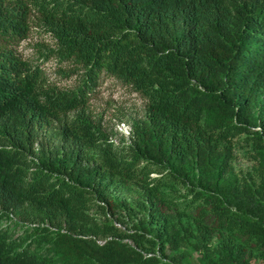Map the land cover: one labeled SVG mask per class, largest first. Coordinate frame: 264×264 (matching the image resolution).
I'll return each instance as SVG.
<instances>
[{"label":"trees","instance_id":"1","mask_svg":"<svg viewBox=\"0 0 264 264\" xmlns=\"http://www.w3.org/2000/svg\"><path fill=\"white\" fill-rule=\"evenodd\" d=\"M31 21L74 88L15 53ZM102 73L146 100L125 149ZM2 217L0 264H264V0H0Z\"/></svg>","mask_w":264,"mask_h":264},{"label":"rangeland","instance_id":"2","mask_svg":"<svg viewBox=\"0 0 264 264\" xmlns=\"http://www.w3.org/2000/svg\"><path fill=\"white\" fill-rule=\"evenodd\" d=\"M53 47V39L50 34L34 24L33 21H31L28 35L19 43L13 45L15 53L19 57L38 67L42 81L45 84L59 90L72 89L78 83L80 71L66 74L69 70H72L71 64L58 62L53 56L46 58L44 56L45 49ZM145 106L146 100L129 85L124 84L114 76L102 73L97 86L89 94L81 109L102 132L106 133L113 147L120 150L125 149L131 140L130 123L133 120H141L145 117ZM34 147L37 151L40 143L36 141ZM233 164L237 170H252V162L242 150L237 152ZM120 195L124 196V193L121 192ZM117 214L119 213H115L116 217ZM11 218L17 219L18 217L13 213ZM8 221L4 217L0 218V226L6 225ZM124 221L123 223L127 226L132 223L128 218ZM24 224H27V222H24ZM12 233L16 237L19 234L22 235L23 231L20 227L13 229Z\"/></svg>","mask_w":264,"mask_h":264},{"label":"built area","instance_id":"3","mask_svg":"<svg viewBox=\"0 0 264 264\" xmlns=\"http://www.w3.org/2000/svg\"><path fill=\"white\" fill-rule=\"evenodd\" d=\"M114 223L119 226V224L117 222H114ZM98 241H100V240H98Z\"/></svg>","mask_w":264,"mask_h":264}]
</instances>
